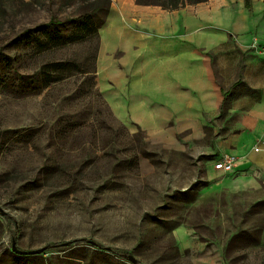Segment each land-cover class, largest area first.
Returning <instances> with one entry per match:
<instances>
[{
  "label": "rangeland",
  "instance_id": "obj_1",
  "mask_svg": "<svg viewBox=\"0 0 264 264\" xmlns=\"http://www.w3.org/2000/svg\"><path fill=\"white\" fill-rule=\"evenodd\" d=\"M109 4L0 0V264H194L180 226L221 243L225 264H264V182L210 191L205 155L111 109L96 73ZM14 239L45 250L19 255Z\"/></svg>",
  "mask_w": 264,
  "mask_h": 264
},
{
  "label": "crops",
  "instance_id": "obj_2",
  "mask_svg": "<svg viewBox=\"0 0 264 264\" xmlns=\"http://www.w3.org/2000/svg\"><path fill=\"white\" fill-rule=\"evenodd\" d=\"M254 35L261 38L253 46ZM264 0H208L175 10L110 0L97 75L109 105L151 142L207 157L206 189L258 193L264 182ZM216 76V78H215ZM228 93L223 103L224 93ZM229 151L237 172L212 160ZM174 235L194 264H225L221 243L195 227Z\"/></svg>",
  "mask_w": 264,
  "mask_h": 264
},
{
  "label": "built area",
  "instance_id": "obj_3",
  "mask_svg": "<svg viewBox=\"0 0 264 264\" xmlns=\"http://www.w3.org/2000/svg\"><path fill=\"white\" fill-rule=\"evenodd\" d=\"M253 46H259L261 44L260 38L257 35L253 36ZM239 157L229 151L223 152L216 160L213 161V166L216 170H220L226 174H234L237 172V164Z\"/></svg>",
  "mask_w": 264,
  "mask_h": 264
},
{
  "label": "trees",
  "instance_id": "obj_4",
  "mask_svg": "<svg viewBox=\"0 0 264 264\" xmlns=\"http://www.w3.org/2000/svg\"><path fill=\"white\" fill-rule=\"evenodd\" d=\"M206 1L208 0H137L139 4L159 5L162 8L168 9V10H175L181 7H185L187 5H194V4H198V3L206 2ZM246 2L248 3L249 0H246ZM54 21H57V19H54ZM220 92L224 93L223 87H220ZM227 94L228 93H224L223 103L226 102ZM93 245L97 246L96 244H93ZM99 248H102V247H99Z\"/></svg>",
  "mask_w": 264,
  "mask_h": 264
},
{
  "label": "water",
  "instance_id": "obj_5",
  "mask_svg": "<svg viewBox=\"0 0 264 264\" xmlns=\"http://www.w3.org/2000/svg\"><path fill=\"white\" fill-rule=\"evenodd\" d=\"M12 250L19 255H36L40 254L45 250V247L36 248V249H21L18 247L16 240L12 242ZM133 262H137L135 258H132Z\"/></svg>",
  "mask_w": 264,
  "mask_h": 264
}]
</instances>
